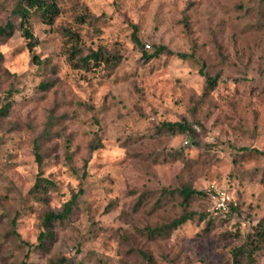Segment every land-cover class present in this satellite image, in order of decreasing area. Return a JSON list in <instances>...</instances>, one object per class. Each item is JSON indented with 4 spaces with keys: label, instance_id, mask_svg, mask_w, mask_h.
Wrapping results in <instances>:
<instances>
[{
    "label": "rangeland",
    "instance_id": "1",
    "mask_svg": "<svg viewBox=\"0 0 264 264\" xmlns=\"http://www.w3.org/2000/svg\"><path fill=\"white\" fill-rule=\"evenodd\" d=\"M57 2L51 26L30 16L29 52L15 0H0V25H14L0 38V264H148L141 252L153 264H232V249L264 227V0ZM63 28L84 54L103 49L118 64H74ZM157 47L173 54L152 57ZM206 76H217L213 88ZM176 122L199 130L162 128ZM38 177L52 184L34 193ZM213 184L227 186L239 217L203 218L208 198L197 196L191 220L145 234L182 212L163 189ZM75 194L39 247L44 214ZM254 264H264V242Z\"/></svg>",
    "mask_w": 264,
    "mask_h": 264
},
{
    "label": "trees",
    "instance_id": "2",
    "mask_svg": "<svg viewBox=\"0 0 264 264\" xmlns=\"http://www.w3.org/2000/svg\"><path fill=\"white\" fill-rule=\"evenodd\" d=\"M60 13V8L58 6L57 0H15V4L12 9L13 16L17 17L18 22V28L21 31L22 37L26 41V48L29 52H32L33 48L38 44V41L34 37L30 25H29V19L32 14H35L37 17L40 18L41 22L44 25L51 26L54 22V20L58 17ZM14 29V25L7 21L5 24L0 25V38L2 37H8ZM65 34L69 38L70 42L72 43L70 46V54L69 59L71 61H75L74 64H80V66H89L92 65H99V64H105L109 67H114L118 64V58L116 55L109 54L105 52L103 49H97L95 51H90L87 54H84L82 48L80 45H78V37L77 34L73 31H71L69 28H63ZM135 31L133 32V40L138 43ZM150 47V46H149ZM147 49L142 47L143 55H145ZM166 52L168 54H173L165 47H157L155 48V53L151 55L152 57H155L157 54L161 52ZM150 56V57H151ZM176 57L186 60L193 58V54H186V53H176ZM148 56L146 55V58ZM35 58H33L34 60ZM203 67L202 64L199 68V71L203 73ZM217 76L214 77H207L206 76V85L209 88H213L215 84L217 83ZM49 85L45 84L43 85V88H47ZM8 108V105L3 106L0 108V114L4 113ZM163 129H177L180 132H183L185 136L190 138L191 135L196 133V127H192L191 125L187 123H162ZM199 130V129H198ZM35 160L37 164L40 166V156L37 153V144L35 143ZM94 147H90V150H92ZM260 154L264 155V153ZM51 182L44 178H37L35 180V183L32 187V191L34 193H40L41 191L45 190L47 186H51ZM81 193V191L79 192ZM163 198L166 196H171L176 194L181 199V206H182V212L181 214L171 219L170 221L154 226V227H146L144 229V232L146 235L150 237H162L165 235H168L171 231L177 229L181 225H183L186 221H189L193 218L195 213L188 211V204L190 200L197 196H203L207 197V193H202L200 191H196L189 186L183 185L178 190H169V189H163L161 192ZM80 194H75L72 196V198L64 203L62 208L55 212H46L42 218V227L44 231L40 233L38 236L39 241V247H42L44 244V241L52 236V224L54 221L63 222L64 220L68 219L69 216L72 214L73 206L75 205L78 196ZM207 199V198H206ZM234 202L236 203V206H231L230 212L225 217L220 216H213L210 213L207 212V207L203 210L202 217H206L208 220L213 221H227L233 216L240 215L239 212V205L238 202L233 198ZM242 222V221H241ZM264 242V227L261 225H258L251 233H247L244 237V240L242 243L233 248L231 251V258H232V264H254L255 263V256L256 253L261 248V245ZM29 251L25 254L24 259L28 258ZM141 254L145 257L148 264H153L150 257L146 256L145 253ZM66 259L65 258H56L49 262V264H65ZM21 264H30L26 261H23Z\"/></svg>",
    "mask_w": 264,
    "mask_h": 264
},
{
    "label": "built area",
    "instance_id": "3",
    "mask_svg": "<svg viewBox=\"0 0 264 264\" xmlns=\"http://www.w3.org/2000/svg\"><path fill=\"white\" fill-rule=\"evenodd\" d=\"M145 49H149V45H144ZM196 130H198L196 128ZM188 138V137H187ZM187 139H184V144H187ZM208 208L207 212L213 216L225 217L231 209V206H236L232 195L228 192L225 184H213L207 192Z\"/></svg>",
    "mask_w": 264,
    "mask_h": 264
}]
</instances>
